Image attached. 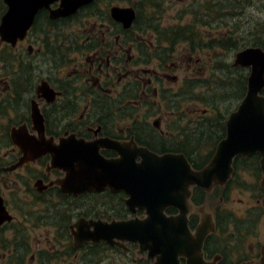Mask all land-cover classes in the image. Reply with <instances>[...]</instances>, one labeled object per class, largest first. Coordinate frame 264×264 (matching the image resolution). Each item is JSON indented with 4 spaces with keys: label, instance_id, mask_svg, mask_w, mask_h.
Here are the masks:
<instances>
[{
    "label": "flooded vegetation",
    "instance_id": "flooded-vegetation-1",
    "mask_svg": "<svg viewBox=\"0 0 264 264\" xmlns=\"http://www.w3.org/2000/svg\"><path fill=\"white\" fill-rule=\"evenodd\" d=\"M19 1L0 0V27L9 2ZM165 1L170 0H93L56 19L51 12L60 1L51 2L38 10L22 38L11 43L0 34L4 264H25L29 252V264H262L261 155L236 156L222 184L206 188L189 178L210 163L227 135L230 115L246 95L251 69L236 65V54L264 51L260 0H204L202 6L201 0H174L180 8L171 21L179 42L167 49L154 32ZM117 8L133 11L129 27L113 17ZM87 18L94 19L97 31L85 29ZM73 23L82 27L81 33L57 32L56 27ZM198 40L206 43L205 49L197 46ZM200 52L226 58L210 69L209 82L219 74L224 88L234 84L241 89L236 97L223 96L222 101L231 98L221 118L211 109L181 113L186 104L182 96L199 104L193 98L195 79L173 90L181 59ZM173 57L177 64L170 62ZM209 129V141L194 146L193 138ZM102 139L110 141V148L100 147ZM29 142L61 152L63 162L53 164L45 154L18 164L20 144ZM41 147L32 145L34 151ZM139 149L157 156L182 155L186 161L163 163L162 170L150 173L158 178L148 180L135 169L142 161ZM96 154L114 160L116 168L130 169L121 181L127 193L120 186L96 188L100 170L85 161ZM123 160L130 165H120ZM128 221L131 232L141 233V242L136 234H126V239L115 235L113 224ZM206 222L210 225L201 227Z\"/></svg>",
    "mask_w": 264,
    "mask_h": 264
},
{
    "label": "water",
    "instance_id": "water-1",
    "mask_svg": "<svg viewBox=\"0 0 264 264\" xmlns=\"http://www.w3.org/2000/svg\"><path fill=\"white\" fill-rule=\"evenodd\" d=\"M56 1H60V6L51 12L52 19L74 14L78 8L93 0H21L16 5L9 2L8 12L3 18L0 27L2 38L11 43H14L17 38H22L30 28L38 10L48 7L51 2ZM113 17L117 21L123 22V26L127 28L131 25L134 14L132 10L117 8L113 11ZM235 64L251 69L246 95L238 106V109L230 115L227 124V135L217 144L210 163L203 171L192 173L189 177L191 183H197L206 188L212 184H222L228 180L232 172V162L236 156L245 157L256 153L260 154L262 157L260 162L264 171V96L260 95V92L264 90V51L258 48L239 52L236 54ZM29 144L26 146L20 144L23 157L18 164L34 160L45 154L51 156L53 164L63 162L62 153L55 149L47 148L43 142L41 144L29 142ZM32 145H41L42 147L38 151H34ZM100 147L110 148V141L102 139ZM138 151L137 154L142 157V161L135 169L145 172V175L149 177L148 180L158 178L156 175L154 176L150 173L162 170L160 167L163 163L186 161L182 155L157 156L146 149H139ZM85 161L94 162V167L100 170V174L96 175L100 179L96 188L100 186V189L103 187L112 189L113 187L120 186L121 190L127 193L126 185L121 181L126 178V171L128 172L129 168H116L114 160L103 158L98 154H96L95 159H85ZM132 162L134 163V160ZM120 165H130V161H120ZM153 218L150 217V219ZM204 225L209 226L210 223H203L201 227ZM113 226L116 228L115 235L117 237L124 236V239H126V234L132 233L133 235H138V240L141 242V233L131 232L130 230L131 221L117 222ZM208 229L200 233L203 234ZM177 242L181 243V241ZM153 247L151 246L150 248L152 249ZM195 257L196 254L194 253V260L198 258ZM187 263L202 264L197 260L190 263L188 261ZM175 264H178V262L175 261ZM262 264H264V258L262 259Z\"/></svg>",
    "mask_w": 264,
    "mask_h": 264
},
{
    "label": "rangeland",
    "instance_id": "rangeland-1",
    "mask_svg": "<svg viewBox=\"0 0 264 264\" xmlns=\"http://www.w3.org/2000/svg\"><path fill=\"white\" fill-rule=\"evenodd\" d=\"M200 4V6H202V3H204V0L198 1V4ZM257 6H259V8L261 7V14L259 13L261 17L260 19L262 20L264 17V0H260L259 4H256ZM255 6V3H254ZM180 6L174 1V0H170L169 2L165 1L164 3V8L163 10L160 12V17L162 18V22L160 24V28L162 29H168L172 26V21L171 19L176 17V14L178 13ZM204 8H197V11L203 10ZM249 13L253 14L254 11L252 10H248ZM256 11V10H255ZM88 23L87 22H83L85 24V29L90 33L92 31H97L96 28H98V25L95 24L94 19L93 18H87ZM77 23V22H76ZM96 25V26H95ZM175 28V27H174ZM57 32L58 33H62L63 35H68V34H74L75 32H82V27L79 25L77 26L75 23L73 24H67L64 27H56ZM67 38V37H66ZM226 58H221V57H216L215 53H212L211 57H207L204 53H199V56H193V57H184L183 59H181L182 61V65L183 68L180 69L179 71H177V75L178 78L180 79L179 82L173 87V90H176V88L178 86H180L177 90H181V86H186V82H189V80H194L196 81V83L198 81H207V75L208 73H210V69L212 70V67H214L216 64H219V61H224ZM176 61V58L173 57V60H171L170 62H174ZM177 64V61H176ZM221 64V63H220ZM189 77H191L192 79H189ZM217 79L214 80L213 84H211L209 87H207V85H204L203 88L201 89V87H195L194 89V93L197 94V102H199V104L197 103V105H192L189 104L191 101L188 100V96H182V99L186 100V104L181 106V113H186L187 110L189 109H197L198 112L201 113V111L203 109H206L209 113L211 112L210 108L208 106L204 105V102H208V100L210 99V103L213 102H218L220 101V96H226V95H232L234 94L233 90L235 88V85H231L229 86L228 91L222 86L225 85L226 81L223 79H220L219 74H216ZM184 80H186V82H184ZM170 87V86H169ZM198 88H200V90H198ZM211 91V93H208V91ZM172 93V92H171ZM180 98L181 96L178 95ZM178 105L180 106L181 101L177 102ZM235 104V99L230 101V103L228 104L230 107H233ZM220 107V112L221 114L226 112V108L224 103L222 105L219 106ZM212 114H216L215 109H213ZM217 115V114H216ZM218 117L215 118V120H217ZM201 145V144H200ZM204 156V155H203ZM208 155H206L205 159H208ZM247 181H250V177L246 178ZM217 203V201H215ZM230 205L232 207L235 208V206L237 205L236 203L230 202ZM260 239L264 241V224L261 225L260 229ZM30 253V252H29ZM29 253L26 256L25 259V264H29ZM0 264H4L3 262L0 261Z\"/></svg>",
    "mask_w": 264,
    "mask_h": 264
},
{
    "label": "trees",
    "instance_id": "trees-1",
    "mask_svg": "<svg viewBox=\"0 0 264 264\" xmlns=\"http://www.w3.org/2000/svg\"><path fill=\"white\" fill-rule=\"evenodd\" d=\"M198 16V15H197ZM199 16H203V15H199ZM118 29V32H119V28ZM154 32L159 36V40L162 41V44L163 43H168L170 45V47L174 48L176 45L177 42H179L176 38V35H175V28L173 27H170L168 29H162L160 28V25H156L154 27ZM196 44L199 48H202V49H205L206 47V43L203 41V40H198L196 41ZM167 49V48H166ZM214 81L212 82H209L208 80L207 81H198L196 83V86L197 87H201V89L203 88L204 85H207V87H209L211 84H213ZM225 89L228 91L229 88H226ZM198 90H200V88H198ZM238 90L241 91V89H238V88H234L233 92H234V96L236 97L237 96V93H238ZM212 90L208 91V93H211ZM176 97H179L178 95H176ZM194 100L197 102L198 98H197V94L195 93L194 94ZM223 98V96H220V101L218 102H213V103H210V99L208 100V102H204V105L205 106H208L211 110L215 109L217 111V115L219 118H221V116H223L225 113L221 114L220 112V105H222L223 103H225V101H229L230 100V96L226 97L223 101L221 100ZM216 123V120L213 121ZM216 127L218 126V123L215 125ZM212 132L213 131H210L209 130H204V131H201L197 134L196 137L193 138V142L192 144L194 146H196L199 142V144L201 145H205V143L207 141H209V139L211 138V135H212ZM183 135H185V133L183 132ZM195 139V140H194Z\"/></svg>",
    "mask_w": 264,
    "mask_h": 264
}]
</instances>
